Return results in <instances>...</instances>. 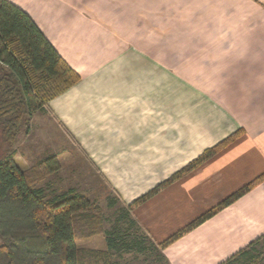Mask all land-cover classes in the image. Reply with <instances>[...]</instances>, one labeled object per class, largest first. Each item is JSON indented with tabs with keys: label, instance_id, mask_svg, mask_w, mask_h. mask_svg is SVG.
<instances>
[{
	"label": "crops",
	"instance_id": "obj_1",
	"mask_svg": "<svg viewBox=\"0 0 264 264\" xmlns=\"http://www.w3.org/2000/svg\"><path fill=\"white\" fill-rule=\"evenodd\" d=\"M9 1L80 74L46 111L126 204L238 132L132 210L154 242L264 173V0ZM263 234L264 181L162 252L220 264Z\"/></svg>",
	"mask_w": 264,
	"mask_h": 264
},
{
	"label": "trees",
	"instance_id": "obj_2",
	"mask_svg": "<svg viewBox=\"0 0 264 264\" xmlns=\"http://www.w3.org/2000/svg\"><path fill=\"white\" fill-rule=\"evenodd\" d=\"M81 79L45 36L31 16L9 0H0V128L1 139L10 147L0 160V264H120L113 251L126 242L122 230L105 231L100 208L74 189L47 198L36 184L46 174L60 169L57 154L48 155L43 170H25L15 159V145L36 111L46 110L49 102ZM238 132L207 148L201 155L167 180L123 208L125 215L144 203L166 185L191 172L233 141ZM264 181V173L230 194L191 223L154 246L161 252L197 226L230 206ZM114 206L115 202H110ZM131 224H138L135 219ZM107 234L106 249L82 248L81 237ZM264 234L220 264H252L255 246ZM131 243L142 246V239ZM127 245V243H125ZM162 258L165 259L163 253ZM241 259V260H240Z\"/></svg>",
	"mask_w": 264,
	"mask_h": 264
},
{
	"label": "rangeland",
	"instance_id": "obj_3",
	"mask_svg": "<svg viewBox=\"0 0 264 264\" xmlns=\"http://www.w3.org/2000/svg\"><path fill=\"white\" fill-rule=\"evenodd\" d=\"M24 127L14 146L17 163L25 170L40 171L44 169L42 161L48 155H58L60 169L46 174L36 186L44 190L47 198L74 189L95 202L100 208L105 231L122 230L126 239L127 245L119 243L120 250L113 251V261L120 264H169L166 258H162L163 252L154 246L147 231L140 224H131L134 217L132 213L128 216L122 211L126 203L119 193L86 159L76 143H72L67 133L56 125L46 110L34 113L28 131ZM9 148L1 139L0 128V160L8 154ZM111 201L115 202L114 206L109 205ZM106 237V233L99 232L79 238L77 244L82 248L106 249ZM133 238L142 239L144 243L142 246L132 244ZM255 249L252 264H264V242L257 244ZM235 264H243V261L238 260Z\"/></svg>",
	"mask_w": 264,
	"mask_h": 264
}]
</instances>
